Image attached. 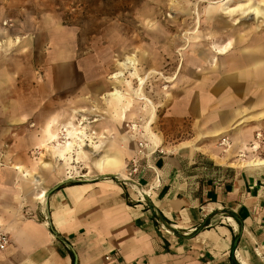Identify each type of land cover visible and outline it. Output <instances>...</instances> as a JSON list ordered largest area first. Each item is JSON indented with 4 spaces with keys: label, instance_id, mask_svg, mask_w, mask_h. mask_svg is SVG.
Masks as SVG:
<instances>
[{
    "label": "crops",
    "instance_id": "1",
    "mask_svg": "<svg viewBox=\"0 0 264 264\" xmlns=\"http://www.w3.org/2000/svg\"><path fill=\"white\" fill-rule=\"evenodd\" d=\"M18 4L0 0V41L22 15ZM29 16L37 29L36 13ZM47 29L45 43L35 38L32 70H6L4 51L0 108L19 131L24 112L83 109L87 96L106 86V66L94 54L80 55L72 27ZM223 41L214 45L230 42ZM252 42L193 56L194 82L165 105L173 128L163 117L154 126L151 114L126 124L128 132L108 148L123 152L120 178L68 180L53 163L27 164V143L42 140L19 136L18 159L26 165L0 162V234L8 237L0 264H264V166L236 165L242 155L264 156V38ZM17 76L41 81L8 85ZM103 126L110 127L100 125L101 132ZM17 166L57 175L45 184L44 203L23 191Z\"/></svg>",
    "mask_w": 264,
    "mask_h": 264
},
{
    "label": "rangeland",
    "instance_id": "2",
    "mask_svg": "<svg viewBox=\"0 0 264 264\" xmlns=\"http://www.w3.org/2000/svg\"><path fill=\"white\" fill-rule=\"evenodd\" d=\"M226 2V0H18L17 9L22 15H19L16 27L6 31V42L0 41V67L6 50V70H32V65H35L36 36L42 38L45 43L47 26L64 24L76 32L80 55L94 54L99 66L101 61L102 65L106 66L107 82L101 95L87 96V103L83 109H50L42 111L41 115L39 114L41 111L24 112L23 118L28 116L27 125L20 127V131L9 125L7 116H4L5 113L8 115L9 111L0 108V117H6V125L0 120V162L3 163V159L6 158V165H26L24 162L19 163L18 159L19 136L22 138L39 136L42 141L36 146L34 141L27 143L26 150L31 156L26 158L27 164L33 166L35 163L38 165L53 163L55 167L61 166L53 155V146L57 145V140L51 141L49 135L56 134L58 140L63 141L66 133L63 131L64 127L71 120H75L74 124L79 128V122H83L85 132L89 135L95 132V127L100 122L110 125L103 126L107 139L104 143L106 146L102 147L101 151L108 150L111 141L117 139L119 133L125 135L128 132L127 123H135L140 119L147 121L149 117L151 119V115L154 116V126L163 117L165 125L171 123L170 127L173 128L174 121L164 110L165 105L173 101L183 88L194 82L195 62L192 58L196 53L213 51L214 44L222 43L223 40L233 39V44L244 42L241 46H245L252 44L254 39L264 38V16L251 14L242 16L240 13L226 15L218 8L220 4ZM239 3L254 4L264 10V0L250 2L231 0L226 6L233 7ZM212 7L215 10H212ZM34 13L37 16V29L34 28L35 24L30 22L29 14ZM40 17L41 24L38 19ZM129 58L135 65L133 62L125 66L121 64ZM121 70L124 72L125 81H129V86L125 81L118 82L113 77V74ZM25 77L8 79V85L28 84V80L32 83L35 81L34 78ZM173 77L174 80L171 81ZM140 78L145 79L143 85H140ZM40 81L37 77L34 84H39ZM115 88L122 92L129 89L128 96L123 102L131 101L132 105L125 112L121 109L114 112L110 108L111 100L108 93ZM135 90L141 91L151 104L146 100H139V97L132 94ZM6 97L7 95L0 91V103L6 102ZM0 107L3 106L0 104ZM82 110L86 112L83 116L87 117V120L80 114L79 111ZM94 120L98 122L89 124ZM183 126L185 127H181V130L185 129L188 132L189 126L185 124ZM224 147L228 148V144L226 143ZM255 158H258V155L246 154L238 158L236 165H245ZM91 160H76L72 165L74 167H64L60 176L68 180L98 177L99 174L90 167ZM36 176L44 178L48 184L54 179L55 174L44 170V173L38 171Z\"/></svg>",
    "mask_w": 264,
    "mask_h": 264
},
{
    "label": "bare ground",
    "instance_id": "3",
    "mask_svg": "<svg viewBox=\"0 0 264 264\" xmlns=\"http://www.w3.org/2000/svg\"><path fill=\"white\" fill-rule=\"evenodd\" d=\"M225 1V0H223ZM227 2L225 4H220L218 8L224 12V14L233 16L236 13H240L242 16L246 14H251L252 16L256 15H262L264 16V10L261 9L260 6L254 5V4H237L233 7L226 6L231 0H226ZM250 2V0H247ZM212 10H215L214 7H212ZM230 42L223 46H214V48H218L216 53L223 54L228 53L232 47H233V39L229 40ZM1 46V45H0ZM133 60L131 58L128 59V61H124L121 64L126 65L128 63H132ZM133 65L135 63L133 62ZM137 74V73H136ZM113 77L118 80V82H124V72L121 70L115 74H113ZM174 80V77L171 78V81ZM140 85H143L145 83L144 78H140ZM127 86H129V81H125ZM129 89L127 88L126 91L122 92L118 90L117 88L113 89L111 92L108 93V97H110V108L112 111L116 112L118 109H121L123 112L127 111L131 107V101L123 102L124 99L127 98ZM132 94H135V96L139 97V100H146L149 104H151V101L148 100L145 96H143L142 92L139 90H135ZM80 114L83 116L85 114V111H79ZM89 114V113H88ZM83 119L87 120V117L83 116ZM75 120H71L65 125L66 132L64 134V140L60 141L58 140V137L56 134L51 133L50 140L54 141L57 140V145L53 146V155L57 162H60L61 166L59 165L54 170L57 173V175L61 174L63 171L64 166H72L76 162V160H91L90 161V167L91 169L99 174V175H109L110 173H116L119 172L123 165H124V156L123 152L120 150L118 146H115L113 153L110 152V150H102V147H105L104 143L107 137L105 136L104 132L102 131L99 126L105 124L104 122H100L95 127V132L92 134H87L85 132L86 127H83L84 123L79 122L80 128L74 124ZM98 120H94L91 123H97ZM151 124V122L149 123ZM98 126V128H97ZM94 135V137H93ZM97 139V140H95ZM154 140V145H159L160 142ZM114 147V146H113ZM111 149V148H110ZM113 149V148H112ZM98 153V154H97ZM219 161H222L219 159ZM46 167H50V164H44ZM245 166H264V158H256L254 160H250L247 163H245ZM16 170L18 173H21V187L23 191L27 192V195H30L31 192H37L36 199L40 200L41 202H45L46 200V189H45V179L36 176L33 174L30 170H24L23 167L17 166ZM56 175V174H55ZM40 189V191H38ZM134 189V188H133ZM31 191V192H30Z\"/></svg>",
    "mask_w": 264,
    "mask_h": 264
},
{
    "label": "built area",
    "instance_id": "4",
    "mask_svg": "<svg viewBox=\"0 0 264 264\" xmlns=\"http://www.w3.org/2000/svg\"><path fill=\"white\" fill-rule=\"evenodd\" d=\"M135 129V126L132 125V130ZM260 138V135H258L257 139ZM221 145H226L225 139L222 140V144ZM145 145L140 143V148L144 147ZM138 153H141V151H139ZM244 156V155H242ZM138 171V165H137V158H134L132 160V172L136 173ZM8 245V237L5 234H0V249H5V247Z\"/></svg>",
    "mask_w": 264,
    "mask_h": 264
}]
</instances>
